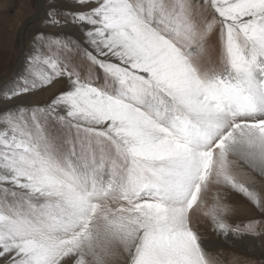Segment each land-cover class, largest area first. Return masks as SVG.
Instances as JSON below:
<instances>
[{
	"label": "snow or ice",
	"instance_id": "snow-or-ice-1",
	"mask_svg": "<svg viewBox=\"0 0 264 264\" xmlns=\"http://www.w3.org/2000/svg\"><path fill=\"white\" fill-rule=\"evenodd\" d=\"M30 15L0 98V264H220L202 220L225 240L264 234V0ZM233 194L262 219L235 221Z\"/></svg>",
	"mask_w": 264,
	"mask_h": 264
},
{
	"label": "rangeland",
	"instance_id": "rangeland-1",
	"mask_svg": "<svg viewBox=\"0 0 264 264\" xmlns=\"http://www.w3.org/2000/svg\"><path fill=\"white\" fill-rule=\"evenodd\" d=\"M48 0H0V98L20 78L25 58L30 54L33 34L40 27V20L31 17L37 4L47 5ZM47 93H38L28 99H43ZM250 175V174H248ZM241 178H246L245 174ZM258 188L264 190V180L255 178ZM232 204L235 209L233 219L237 222H247L251 219H262L245 199L233 194ZM201 232L207 245L210 257H218L220 264H232L233 257L241 258L242 264L252 261L254 264H264V234L259 237L245 236L238 240L231 237L225 240L217 235L211 227L201 221ZM255 241V255L245 250L246 241Z\"/></svg>",
	"mask_w": 264,
	"mask_h": 264
},
{
	"label": "bare ground",
	"instance_id": "bare-ground-1",
	"mask_svg": "<svg viewBox=\"0 0 264 264\" xmlns=\"http://www.w3.org/2000/svg\"><path fill=\"white\" fill-rule=\"evenodd\" d=\"M246 244H256L255 241L252 238H248L246 241Z\"/></svg>",
	"mask_w": 264,
	"mask_h": 264
}]
</instances>
